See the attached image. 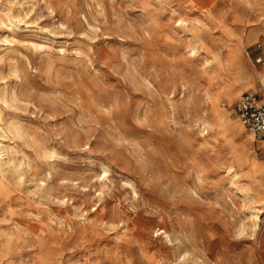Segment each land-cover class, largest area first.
<instances>
[{
    "label": "rangeland",
    "instance_id": "rangeland-1",
    "mask_svg": "<svg viewBox=\"0 0 264 264\" xmlns=\"http://www.w3.org/2000/svg\"><path fill=\"white\" fill-rule=\"evenodd\" d=\"M256 56L264 0H0V264H264V141L222 107Z\"/></svg>",
    "mask_w": 264,
    "mask_h": 264
},
{
    "label": "built area",
    "instance_id": "built-area-1",
    "mask_svg": "<svg viewBox=\"0 0 264 264\" xmlns=\"http://www.w3.org/2000/svg\"><path fill=\"white\" fill-rule=\"evenodd\" d=\"M254 64L264 69V58L257 57ZM240 121L241 125L254 137L264 141V84L259 83L255 92L244 93L237 101L229 105L223 103Z\"/></svg>",
    "mask_w": 264,
    "mask_h": 264
},
{
    "label": "crops",
    "instance_id": "crops-1",
    "mask_svg": "<svg viewBox=\"0 0 264 264\" xmlns=\"http://www.w3.org/2000/svg\"><path fill=\"white\" fill-rule=\"evenodd\" d=\"M250 43H254V42H250ZM255 45H256V44H255ZM256 48L258 49V46H257ZM258 57H259V56H258ZM254 58H257V56L254 57ZM247 67H248V66H247ZM261 73L264 74V69L262 70ZM257 81H258V80H256L255 82L252 81L250 87L247 88L246 91H244V92L241 94V96H242L244 93H246V92H255ZM241 96H240V97H241ZM240 97H239V98H240ZM237 100H238V99H237ZM237 100H236V101H237ZM233 103H234V102H233ZM233 103H232V104H233ZM229 105H231V104H229Z\"/></svg>",
    "mask_w": 264,
    "mask_h": 264
},
{
    "label": "bare ground",
    "instance_id": "bare-ground-1",
    "mask_svg": "<svg viewBox=\"0 0 264 264\" xmlns=\"http://www.w3.org/2000/svg\"><path fill=\"white\" fill-rule=\"evenodd\" d=\"M198 50L197 48H195L194 46L192 47V53H196ZM264 81V79L262 80V82Z\"/></svg>",
    "mask_w": 264,
    "mask_h": 264
}]
</instances>
